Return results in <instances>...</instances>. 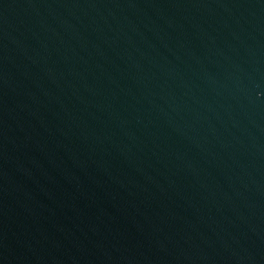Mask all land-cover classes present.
I'll list each match as a JSON object with an SVG mask.
<instances>
[{
  "label": "water",
  "instance_id": "water-1",
  "mask_svg": "<svg viewBox=\"0 0 264 264\" xmlns=\"http://www.w3.org/2000/svg\"><path fill=\"white\" fill-rule=\"evenodd\" d=\"M0 264H264V0H0Z\"/></svg>",
  "mask_w": 264,
  "mask_h": 264
}]
</instances>
